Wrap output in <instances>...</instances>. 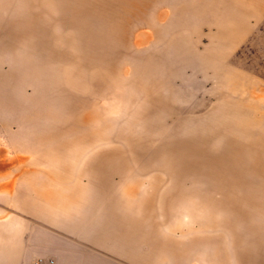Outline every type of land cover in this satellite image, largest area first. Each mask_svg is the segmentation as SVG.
Returning a JSON list of instances; mask_svg holds the SVG:
<instances>
[{
	"label": "rangeland",
	"instance_id": "obj_1",
	"mask_svg": "<svg viewBox=\"0 0 264 264\" xmlns=\"http://www.w3.org/2000/svg\"><path fill=\"white\" fill-rule=\"evenodd\" d=\"M121 5L114 0L108 14L104 0H0V264H58L89 208L108 204L136 237L147 227L138 264H242L230 229L240 249H252L251 237L261 243L253 264H264V214H254L253 231L223 204L205 209L201 198L220 199L206 178L172 174L177 165L159 156L166 140L197 133L210 134L216 152L226 137L243 140L219 120L264 114V0H145L123 18ZM253 5L261 14L233 38L227 32ZM155 94L178 111L152 110ZM51 133L54 160L42 156L52 143L41 136ZM82 135L78 150L57 149ZM99 151L119 154L103 162L93 158ZM49 190L53 197L36 199Z\"/></svg>",
	"mask_w": 264,
	"mask_h": 264
},
{
	"label": "bare ground",
	"instance_id": "obj_2",
	"mask_svg": "<svg viewBox=\"0 0 264 264\" xmlns=\"http://www.w3.org/2000/svg\"><path fill=\"white\" fill-rule=\"evenodd\" d=\"M113 2L114 0H104L105 9L108 14L110 12L109 10H113ZM143 2L145 0H123V5H121L122 18L133 11H144ZM58 3L63 9L68 8L62 1ZM122 26L123 29L126 28L124 21ZM156 87V84L144 87V93L149 94L150 91H155ZM78 102L79 99L67 100L65 101V106L74 109ZM168 104V99L156 94L151 101L148 100V105L152 110L178 111L177 106ZM83 106L85 107L84 104ZM254 107H256L255 102L253 103ZM86 112L88 114L91 113L89 110H86ZM87 113L77 117L76 123L80 124L86 121L89 117ZM219 121L229 129L236 127V132L243 138L241 140L242 142L236 138L232 140V138L226 137L223 140V145L219 147V150L212 152L208 149L211 135L197 133V135L191 138L166 140L159 156L162 159H166V161L168 160L171 166L177 165V168L173 169L172 174L183 171L190 176L206 178L208 181V188L206 190L211 193H219L220 199L215 200L212 196L205 195L208 197L201 198L203 200L202 205L205 209H212L217 204H223L225 210H230L234 213L235 220L247 219L248 228L254 231L258 227V223L254 220V214H264V114L259 116L258 119L254 118L249 123L242 121L238 123ZM254 128H258V130H254ZM100 134L99 132H95L91 136H100ZM157 134L159 133H156V136ZM151 135L146 140L151 139ZM37 138L39 137L37 136ZM41 138L43 141L47 140L52 143L50 148L42 153V156L45 159L54 160L56 156L50 152V149L53 148V134H43ZM84 141L85 135L79 136L73 139V141L58 140L56 147L61 152L68 151L70 148L78 150ZM118 154L117 151H99L93 158L103 159V162H108L111 159H117ZM61 158H63V155L60 156ZM175 177L173 176V178ZM128 190L130 192H138L136 187H131ZM145 207L147 208V206ZM202 223L206 225L201 220ZM220 224L228 225V222H222ZM229 231L236 251L235 255L241 260L242 264H253L255 254L252 252V249L263 248L261 243H255L253 241L254 238L251 237L249 245L252 249L248 251L242 248L240 249L241 235L231 229ZM260 253L264 257V253L262 251Z\"/></svg>",
	"mask_w": 264,
	"mask_h": 264
},
{
	"label": "crops",
	"instance_id": "obj_3",
	"mask_svg": "<svg viewBox=\"0 0 264 264\" xmlns=\"http://www.w3.org/2000/svg\"><path fill=\"white\" fill-rule=\"evenodd\" d=\"M263 10L262 5H253L243 13L245 17L239 21V25L227 33L233 38L240 35L241 25L245 18L258 16ZM242 22V23H241ZM37 172L36 169H34ZM52 175L50 174V178ZM48 196L53 197V191L36 192V199ZM38 207V204L36 205ZM35 205L33 207L37 208ZM141 207V205L139 206ZM88 208V206L86 207ZM91 213L85 217L84 233L77 239V243H69V254L67 258H58V264H138L141 258V240L150 241L147 227L137 226V237L134 226L128 221L130 218L119 216L112 212V205H106L105 211L95 212L96 207H90ZM33 219L40 221V213L34 212ZM92 219V220H91ZM91 220V221H90ZM75 226V225H74ZM23 237V234H19ZM136 237V239H135ZM79 242H81L79 244ZM83 242V243H82ZM58 248L61 244L58 243ZM14 250V249H13ZM59 251V250H58Z\"/></svg>",
	"mask_w": 264,
	"mask_h": 264
}]
</instances>
